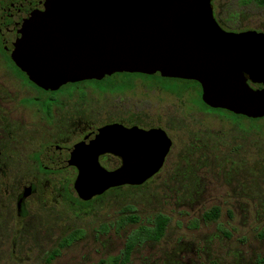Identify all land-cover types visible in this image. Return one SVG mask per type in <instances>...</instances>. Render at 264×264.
Here are the masks:
<instances>
[{
	"label": "rangeland",
	"instance_id": "374dc122",
	"mask_svg": "<svg viewBox=\"0 0 264 264\" xmlns=\"http://www.w3.org/2000/svg\"><path fill=\"white\" fill-rule=\"evenodd\" d=\"M213 2L218 16L238 9L237 0ZM239 27L264 28V11L243 10ZM80 88L81 102L74 92L67 109L80 105L84 131L120 121L158 127L172 142L167 161L146 184L116 188L83 204L73 190L74 174L39 175L36 164L27 160L35 151L24 147L28 135L19 137L18 155L4 156L8 166L0 170V196L6 188L3 171L20 185L35 176L39 192L29 201L26 217L14 220V211L0 213V264H113L129 237L141 226H153L158 215L169 218L165 235L138 244L127 264H261L264 119L253 122L208 111L198 85L160 75H113ZM47 94L42 92L47 99L56 96ZM103 165L114 168L117 160L109 157ZM215 207L220 217L204 220ZM130 217L137 221L124 220ZM76 231L83 235L62 248ZM57 249L59 255L50 259Z\"/></svg>",
	"mask_w": 264,
	"mask_h": 264
},
{
	"label": "water",
	"instance_id": "95a60500",
	"mask_svg": "<svg viewBox=\"0 0 264 264\" xmlns=\"http://www.w3.org/2000/svg\"><path fill=\"white\" fill-rule=\"evenodd\" d=\"M0 29L14 62L45 90L115 74L160 75L199 83L212 109L264 118V33L223 30L212 0H26L1 17ZM171 148L161 129L113 124L43 161L55 170L76 167L74 189L89 202L146 184ZM105 154L121 166L104 168Z\"/></svg>",
	"mask_w": 264,
	"mask_h": 264
},
{
	"label": "flooded vegetation",
	"instance_id": "af4514ba",
	"mask_svg": "<svg viewBox=\"0 0 264 264\" xmlns=\"http://www.w3.org/2000/svg\"><path fill=\"white\" fill-rule=\"evenodd\" d=\"M24 1L26 0H0V19L7 12L18 9ZM213 1L212 4L214 3ZM237 2L238 9L223 16L216 14L215 6L213 5L214 16L222 29L233 33H264V28L260 27L249 29H240L239 27L243 10L254 7L255 10L262 12L264 11V5H260L256 0H237ZM1 69L5 70L2 76ZM89 82L92 81L68 83L58 90H45L39 87L30 80L27 74L17 66L9 55L0 29V170L3 165L8 166V159L4 158L5 155L10 154V157L18 155L21 143V141L19 142V137L26 134L28 139L24 147L35 150L26 155L27 160L36 164L39 175L71 171L74 174L73 190H75L74 183L78 177V169L74 166L58 170L47 168L43 161L45 157H48V160L53 157L58 158L67 150L81 143L93 131L108 125L120 124L127 128L139 127L144 130L160 129L158 127L147 128L137 125L128 126L120 121L97 127L88 126V129L84 131V115L80 105L76 106L74 110H70L67 109V101L68 97L75 96V92L79 94L77 101L81 102L84 94L83 88H80V86H84V84ZM255 86L257 87V85ZM65 87H69V90ZM64 88L66 92L60 93ZM42 92H47V95L52 92L56 96L47 99V97L45 98L42 95ZM20 107H26L28 108L27 110L29 108L33 109L29 111L20 110ZM39 133H43V135L38 137ZM109 157L117 160V166L107 170H115L121 166V158L113 154H105L100 157V163L103 167L105 159ZM3 177L6 188L4 196H0V213H5L8 210L14 211L16 213L14 220L26 217L29 213V201L39 192V187L35 182L36 177L25 179L26 181L22 185L16 183V181H11L7 171H3ZM68 192L66 190V193ZM26 193L28 194L27 196H25ZM9 198H12L11 205L8 203ZM21 210L24 213L23 215L20 214Z\"/></svg>",
	"mask_w": 264,
	"mask_h": 264
},
{
	"label": "trees",
	"instance_id": "16d2710c",
	"mask_svg": "<svg viewBox=\"0 0 264 264\" xmlns=\"http://www.w3.org/2000/svg\"><path fill=\"white\" fill-rule=\"evenodd\" d=\"M257 2H259L260 5H264V0H256ZM247 3V2H245ZM115 75H127V76H146V75H141V74H115ZM147 77H154V76H147ZM182 81V80H181ZM188 85L189 84H195L198 85L200 88V92H199V97H200V101L202 102V106L204 109H207L208 111L211 112H219V113H226L231 115L234 118H241V119H246V117L244 116H238L235 115L227 110H221V109H212L209 106H207L203 101H202V88L201 85L197 82L194 81H185ZM95 83H98L99 81H92ZM259 87V86H257ZM264 119V118H263ZM253 122H258L262 119H251ZM119 189V188H117ZM117 189H112V190H117ZM111 191V190H110ZM106 194V193H105ZM104 194V195H105ZM99 198V197H98ZM89 202H83V204H88ZM220 217V209L218 207L213 208L211 211L205 213L204 215V220L206 221H213L217 218ZM125 221H130V222H136L137 218L135 217H130L128 219H124ZM124 221V223H125ZM169 224V218L165 215H158L156 216L155 220H154V224L153 226H141L136 232H134L128 239V242L126 244V248L123 251V254L121 257H116L114 259L113 264H127L130 261V257L131 254L133 252V250L135 249V247L138 244H143L144 242L147 241H153V242H158L160 241L163 236L165 235V231L166 228ZM83 235V232L81 231H76L72 234H70L69 236H67L62 243L60 244V246L63 248L65 246L70 245L72 242L76 241L77 239H79L81 236ZM60 250L57 249L54 251V253L51 254L50 259H53L55 256L59 255ZM261 264H264V257L260 260Z\"/></svg>",
	"mask_w": 264,
	"mask_h": 264
}]
</instances>
